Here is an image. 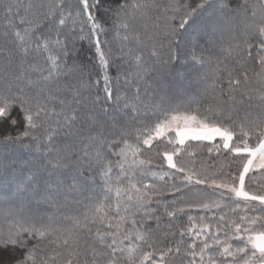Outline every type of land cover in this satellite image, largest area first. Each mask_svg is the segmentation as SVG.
Here are the masks:
<instances>
[{
  "label": "snow or ice",
  "instance_id": "6c2138e0",
  "mask_svg": "<svg viewBox=\"0 0 264 264\" xmlns=\"http://www.w3.org/2000/svg\"><path fill=\"white\" fill-rule=\"evenodd\" d=\"M14 149L0 264H264V0H0Z\"/></svg>",
  "mask_w": 264,
  "mask_h": 264
},
{
  "label": "trees",
  "instance_id": "16d2710c",
  "mask_svg": "<svg viewBox=\"0 0 264 264\" xmlns=\"http://www.w3.org/2000/svg\"><path fill=\"white\" fill-rule=\"evenodd\" d=\"M71 3H75V0H70ZM110 35H113L112 32H109L108 37ZM103 39V37H102ZM113 50L117 48L116 45H113ZM183 60V57H182ZM206 69H202V71H205ZM151 82V81H150ZM203 87V86H202ZM197 99H200V97H196ZM34 151V149H33ZM204 159H208V162H211V159L207 157V154L205 153ZM34 157L29 154L27 150H11L9 152H0V171H2L3 163L11 164L15 163L16 168L15 171H19L24 165L25 162H30L33 160ZM10 191L9 187L6 186L4 183H0V198H3L5 194H7ZM71 199V197H69Z\"/></svg>",
  "mask_w": 264,
  "mask_h": 264
},
{
  "label": "rangeland",
  "instance_id": "374dc122",
  "mask_svg": "<svg viewBox=\"0 0 264 264\" xmlns=\"http://www.w3.org/2000/svg\"><path fill=\"white\" fill-rule=\"evenodd\" d=\"M108 41L111 43V45H116L118 47V42L113 38V35H110L107 37ZM202 71V70H201ZM186 84L188 83L187 81L185 82ZM192 87L195 89L197 86L193 83ZM202 88V86H200Z\"/></svg>",
  "mask_w": 264,
  "mask_h": 264
}]
</instances>
